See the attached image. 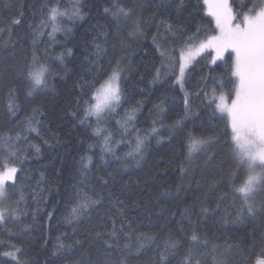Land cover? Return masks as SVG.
<instances>
[{"label":"trees","instance_id":"obj_1","mask_svg":"<svg viewBox=\"0 0 264 264\" xmlns=\"http://www.w3.org/2000/svg\"><path fill=\"white\" fill-rule=\"evenodd\" d=\"M237 2L233 0L234 8L239 11ZM57 5L68 8L70 0H0V134L11 131L15 135L20 131L27 136V142L20 145L26 159L17 165L21 169L18 177L23 176L26 204H20L18 220L8 219L0 224V251L9 250L5 244L20 246L24 264H79L82 258L88 257L95 264L105 256H110L115 264L121 261L124 264H185L189 249L200 264H214L213 246L223 251L225 245L232 247L228 264H254L259 257L264 258V213L258 211L255 216L235 218L238 204L233 205L224 195H231L233 177L230 174L237 168L227 137L222 135L224 121L206 108L203 96L195 95L206 86H214L213 77L227 80L223 62L218 61L217 67L205 58L191 66L186 70L183 90L171 74L153 82L161 59L153 35L157 36L158 44L170 48L179 46L197 27H214L203 0H184L183 8L177 7V0H81L83 19L63 21L71 28L69 33H56L53 42L47 35L50 29H45V34L38 38L35 50L46 53L43 58L54 75L46 86L28 96L29 85L22 72L34 50L33 30L44 20L46 6ZM117 5L131 10V14L114 17L112 12ZM105 8L110 11L105 12ZM16 19L20 20L19 24L13 23ZM137 22L143 35L136 31ZM165 23L173 25V32L166 30ZM93 42L104 43L107 48L106 55L98 62H94ZM61 55L63 60L58 58ZM118 60L127 75V79L121 80L127 103L122 102L104 124L107 131L124 142L116 139L120 144L114 147V155L104 153L106 162H101L103 139L94 135L95 119L79 123L84 109L83 103H78L82 101L80 85L96 72L109 73ZM202 77L207 85L202 83ZM10 88L18 96V107L12 117L7 115ZM185 91L189 94L190 108L199 112V116L184 120L180 127H170L177 119H183ZM137 101L142 104L138 106L135 124L130 126L127 138H123L117 135V122ZM34 108L43 110L42 115L36 116L40 121V136L24 130L23 122ZM157 114L162 118L163 127L161 120H157L159 135L149 137L141 159H118L132 150L133 132L150 130ZM190 137L218 139L219 143H212L189 157ZM29 144L38 145L40 153L28 147ZM81 157L92 158L86 177L81 174ZM242 175L237 172V184ZM99 177L109 179V184L102 186ZM42 188L46 190L42 195L47 202L42 201L37 211L32 192ZM78 190L90 196L94 191L103 193L105 206H109L110 199L123 201L121 207L126 217L136 225L130 250L120 246L108 249L93 239L95 231L111 229L107 217L100 220L102 207L91 209L79 222L65 221L76 205ZM108 192L112 193L111 197ZM16 199L12 195L5 207H16ZM261 200L264 204V196ZM202 209L208 211L205 213ZM47 212L52 213L51 218ZM115 212L113 208V215ZM116 219L119 226V217ZM25 225L32 227L24 231ZM141 233L157 239L137 252L135 241ZM193 233L198 234L200 241H191ZM169 235L180 247L169 252L162 262L163 241ZM205 238L207 248L202 246ZM58 242L72 247L54 256ZM7 259L0 257V264H5Z\"/></svg>","mask_w":264,"mask_h":264},{"label":"snow or ice","instance_id":"obj_2","mask_svg":"<svg viewBox=\"0 0 264 264\" xmlns=\"http://www.w3.org/2000/svg\"><path fill=\"white\" fill-rule=\"evenodd\" d=\"M183 6L184 0H177V7L183 8ZM203 6H206L207 14L213 18L214 27H197L196 31L188 35L179 46L170 48L158 44L157 36L153 35V43L157 44L161 58L160 68L155 70L153 82L171 74L175 84L183 90L186 70L191 66L199 64L205 58L210 65H217V67H219L218 61L223 62L227 80L225 81L221 77H213L212 84L214 86H206L196 92L195 95L203 96V103L206 108L211 110L213 116L224 121L222 135L227 137V146L237 166L236 170L230 174L233 177L231 195L227 193L224 195L232 201L233 205L238 204L235 218L239 220L245 215L255 216L258 211L264 213V204L258 207L255 199L256 196L264 194V0H238L236 6L239 11L234 8L233 0H203ZM104 11L109 12L110 9L105 8ZM45 12L44 20L33 30L32 44L34 50L22 72L29 85L28 96L46 86L48 79L54 75L43 58L46 53L41 54L35 50L38 38L45 34V29H50L47 35L51 41L55 42L56 33L67 34L71 31V28L66 27L63 21L72 22L83 19L81 0H70V7L64 9L58 5L46 6ZM130 14L131 10L119 5L112 12L114 17H128ZM13 23L19 24L20 20L16 19ZM165 28L167 31L173 32V25L165 23ZM136 31L143 35L139 31V22H137ZM103 35L106 37L107 34L103 33ZM93 47L94 62H98L103 55H106L107 48L104 43L96 42H93ZM70 51L68 50V54ZM58 58L63 60V55ZM161 69L164 71L161 72ZM122 77L127 79L124 66L118 60L109 73L101 75L96 72L91 79L83 81L80 85L82 101H78V103L82 102L84 109L83 118L79 119V123L85 124L91 118L95 119L94 135L103 139L101 162H106L104 161V153L114 155L111 133L104 134L106 130L101 127V122L107 116L116 113L122 102L127 103L126 93L121 88ZM202 83L207 85L203 77ZM225 87H227V91L224 90ZM140 104L142 101H137L136 106L126 109L123 119L117 122L120 124L122 132H127L130 126H134ZM17 107L16 90L10 88L7 93V115L9 117L15 116ZM42 114V109H32V114L27 116L23 122L24 130L27 133H35L40 136L38 127L40 121L36 119V116ZM198 116L199 112L190 108L189 94L185 91L183 119H177L170 127H180L184 120ZM157 120H161L163 127L162 118L157 114V117L152 121L153 126L150 130L143 133L138 129L135 130L134 148L124 157H118V159L127 161L129 158L138 160L142 157L149 137L159 135V129L156 127ZM26 142L27 136L22 135L20 131H17L15 135L11 131L0 134V153H3L0 156V224L8 219L18 220L19 206L22 203L26 204L22 183L23 176L18 177L17 175L18 172H21L17 165L22 164L26 159L24 150L20 148V145ZM44 143L48 144V141L45 140ZM212 143H219V140L190 137L188 143L189 157ZM28 147L34 148L37 154L41 151L40 147L35 144H29ZM81 164V174L86 177L87 171L92 165V158L81 157ZM237 172L243 174L239 184L235 182ZM41 178H43V174H41ZM99 179L102 186L109 184V179L104 177H99ZM18 180L21 182L18 183ZM11 190L15 191L12 192ZM45 192L46 190L43 188L39 192H32V198L37 204V211L40 210L39 204L42 201L47 202L46 196L42 195ZM12 195L17 197L16 207H4ZM107 195L111 197L112 193L108 192ZM108 205L105 206L103 193L94 191L93 195L90 196L82 190H78L76 205L72 207L70 215L65 217V221L67 223L79 222L81 216L88 215L91 209L102 207L104 212L100 216V220L103 221L107 217L111 229L95 231L93 239L108 249L120 246L122 249L130 250L132 248V234L136 228L135 221L126 217L124 209L121 207L123 205L122 200L110 199ZM113 208L116 210L115 215L112 213ZM202 211L206 213L208 210L202 209ZM187 212L186 209L185 213ZM46 215L51 218L52 213L47 212ZM116 217H119V226H117ZM32 220L33 222L36 220L35 212ZM31 227L32 225H25L24 231H29ZM156 239L157 237L154 235L148 236L141 233L136 237V251L139 252L146 244H151ZM190 239L194 243L200 241V237L196 233H193ZM75 243L79 244L80 242L76 241ZM202 246L207 248L208 241L206 238L202 241ZM5 247L9 250L0 251V257L8 258L5 264H24L20 259V256L23 255V249L20 246L5 244ZM71 247L72 245L58 242L52 255H60L63 250ZM178 247H180L179 242L169 235L163 241L160 253L161 261H165L167 254ZM231 250V245H225L223 251L219 250L218 246H213L212 259L214 264H228V255ZM185 256V264H200L199 259L195 257L191 249L185 253ZM79 264H93V261L91 257L82 258ZM95 264H115V262L110 256H105L102 261H96ZM120 264H124V262L121 261ZM256 264H264V259H257Z\"/></svg>","mask_w":264,"mask_h":264},{"label":"rangeland","instance_id":"obj_3","mask_svg":"<svg viewBox=\"0 0 264 264\" xmlns=\"http://www.w3.org/2000/svg\"><path fill=\"white\" fill-rule=\"evenodd\" d=\"M206 11H207V8H206ZM212 19H213V18H212ZM213 21H214V20H213ZM161 72H163V69H161ZM112 116H113V114L107 116V117L101 122V127L104 128V129L106 130V131H105V132H106L105 134L111 133V141H112V140L114 141V144H113L112 147H113V149H114V147H116L117 145L120 144L119 142H121V143L124 142V139H122V138H116V136H114V135L112 134V132L107 131V129H106V127H105L106 125L104 124V121H105V122H108V121L112 118ZM120 121H121V120H120ZM117 126H118V129L116 130V131H118V134H117V135H120V136H122L123 138H127V135H128L129 131H130L132 128L129 127V129H128L127 132H122L119 123H117ZM133 134H134V137H132V140H133V147H132V149H133L134 146H135L136 131H134ZM116 139H118L119 142L116 141ZM140 159H141V157H140L138 160H140ZM263 196H264V194H260V195L256 196L255 199H256V204H257V206H258V205H261V203H262L261 197H263ZM8 204H9V200L5 203L4 207H5V206H8ZM258 259H264V258H263V257H259ZM254 264H256V262H255Z\"/></svg>","mask_w":264,"mask_h":264}]
</instances>
